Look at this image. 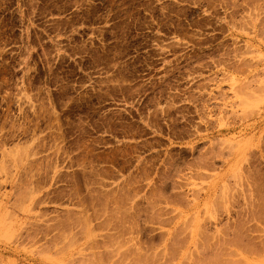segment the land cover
Wrapping results in <instances>:
<instances>
[{"label": "rangeland", "instance_id": "1", "mask_svg": "<svg viewBox=\"0 0 264 264\" xmlns=\"http://www.w3.org/2000/svg\"><path fill=\"white\" fill-rule=\"evenodd\" d=\"M136 263L264 264V0H0V264Z\"/></svg>", "mask_w": 264, "mask_h": 264}, {"label": "bare ground", "instance_id": "2", "mask_svg": "<svg viewBox=\"0 0 264 264\" xmlns=\"http://www.w3.org/2000/svg\"><path fill=\"white\" fill-rule=\"evenodd\" d=\"M200 229L203 230V228H201V227H200ZM200 229H199V230H200ZM202 232H203V231H202ZM170 237H171V236H170ZM215 238H217V237H215ZM227 239H228V238H227ZM205 240H206V239H205ZM211 240H212V239H211ZM203 241H204V240H203ZM212 241H213V240H212ZM215 242H216V241H215ZM208 243H209V241H208ZM210 245H211V244H210ZM203 246H204V245H203ZM203 246H202V247H203ZM207 247H208V246H207ZM169 249H171V248H169ZM214 249H215V248H214ZM171 252H172V251H171ZM216 252H217V249H216ZM139 253H140V252H139ZM141 253H142V252H141ZM153 253H154V252H153ZM172 254H173V253H172ZM208 254H209V253H208ZM212 254H213V253H212ZM214 254H215V253H214ZM140 255H141V254H140ZM140 255H139V258H140ZM146 255H147V254H146ZM152 255H154V254H152ZM216 255H218V254L216 253ZM141 256H142V255H141ZM147 256H148V255H147ZM147 256H146V257H147ZM143 257H144V256H143ZM148 257H149V256H148ZM148 257H147V258H148ZM202 257H203V256H202ZM207 257H208V256H207ZM149 258H150V257H149ZM153 258H154V256H153ZM140 259H141V258H140ZM140 259H139V260H140ZM202 259H203V258H202ZM202 259H201V260H202ZM100 260H101V259H100ZM142 260H143V258H142ZM203 260H204V259H203ZM144 261H145V260H144ZM151 261H152V260H151ZM173 261H174V260H173ZM152 262H153V261H152ZM197 262H198V261H197ZM149 263H150V262H149ZM136 264H137V263H136Z\"/></svg>", "mask_w": 264, "mask_h": 264}]
</instances>
